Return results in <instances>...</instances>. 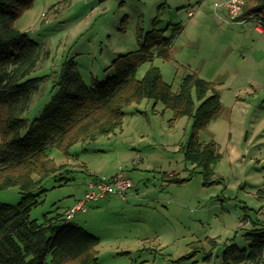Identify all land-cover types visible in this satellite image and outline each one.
Segmentation results:
<instances>
[{"label": "rangeland", "instance_id": "374dc122", "mask_svg": "<svg viewBox=\"0 0 264 264\" xmlns=\"http://www.w3.org/2000/svg\"><path fill=\"white\" fill-rule=\"evenodd\" d=\"M214 2L35 0L16 22L50 52L30 75L44 79L24 115L28 123L56 93L65 61L75 62L89 86L106 82L115 74L112 62L139 50V35L152 30L175 36L171 58L144 63L137 79L156 67L179 93L184 78L196 74L221 95L220 112L198 133L221 154L210 179L185 157L193 119L174 120L155 100L127 107L121 130L77 143L69 156L51 148V159L65 167L34 192L29 218L39 225L83 200L94 175L124 172L133 183L127 200L90 202L71 221L100 240L93 264H264V254L259 262L247 258L249 234L264 228V34L254 20L240 25L215 12ZM22 198L19 187L0 189L3 204L17 206Z\"/></svg>", "mask_w": 264, "mask_h": 264}, {"label": "trees", "instance_id": "16d2710c", "mask_svg": "<svg viewBox=\"0 0 264 264\" xmlns=\"http://www.w3.org/2000/svg\"><path fill=\"white\" fill-rule=\"evenodd\" d=\"M34 1L0 0V189L19 187L23 195L17 206L0 202V264H93L98 260L97 237L60 215L43 225L29 218L38 203L34 192L65 167L51 159V148H61L69 156L77 143L94 142L121 130L127 107L155 100L174 112V120L193 119L185 157L210 179L221 154L214 141L199 142L198 133L220 112L221 95L213 83L196 74L184 78L179 93L173 92L156 67L137 79L144 63L155 57L171 58L175 36L166 38L163 31L152 30L139 35V50L112 62L115 74L106 82L93 79L89 86L75 62L65 61L55 80L56 93L40 116L28 123L24 115L44 79L30 75L50 56L43 43L16 27ZM246 1L240 19L264 17V0ZM257 231L249 234L252 245L247 258L252 262H259L264 254V228Z\"/></svg>", "mask_w": 264, "mask_h": 264}, {"label": "built area", "instance_id": "2783aa9c", "mask_svg": "<svg viewBox=\"0 0 264 264\" xmlns=\"http://www.w3.org/2000/svg\"><path fill=\"white\" fill-rule=\"evenodd\" d=\"M246 2V0H215L214 9L215 12L218 10L224 11L230 20L240 25H244L248 20H254L257 24L256 30L264 34V17L262 15L257 14L248 19H240ZM190 15L192 16V14ZM132 188L133 183L124 172L112 178H107L105 176L96 177V179L88 183L85 198L79 201L74 207L68 209L64 215V219L67 222L72 221L78 212L86 213L88 211V203L99 201L111 195H117L126 199Z\"/></svg>", "mask_w": 264, "mask_h": 264}, {"label": "crops", "instance_id": "0c3cea01", "mask_svg": "<svg viewBox=\"0 0 264 264\" xmlns=\"http://www.w3.org/2000/svg\"><path fill=\"white\" fill-rule=\"evenodd\" d=\"M222 12H223V11H222ZM45 48H46V47H45ZM46 50L49 51L47 48H46ZM96 177H99V175H94V176H92V177L90 178V181L96 179ZM90 181H89V182H90ZM133 188H134V187H133ZM133 188H132V189H133ZM132 189H131V190H132ZM131 190H130V191H131ZM114 196H117V195H111L110 198H113ZM117 197H120V196H117ZM108 198H109V197H106V198H104V199H108ZM120 198H121V197H120ZM126 198H127V197H126ZM104 199H103V200H104ZM122 199H123V198H122ZM123 200H127V199H123ZM63 218H64V217H63ZM77 225H79V224H77ZM79 226H80V225H79Z\"/></svg>", "mask_w": 264, "mask_h": 264}]
</instances>
